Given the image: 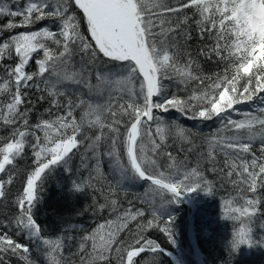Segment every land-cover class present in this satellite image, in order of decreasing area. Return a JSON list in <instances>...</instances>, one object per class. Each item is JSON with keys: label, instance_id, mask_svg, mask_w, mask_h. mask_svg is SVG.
<instances>
[{"label": "snow or ice", "instance_id": "obj_1", "mask_svg": "<svg viewBox=\"0 0 264 264\" xmlns=\"http://www.w3.org/2000/svg\"><path fill=\"white\" fill-rule=\"evenodd\" d=\"M203 3L23 0L21 6V0H11L16 5L13 9L0 0V17H20L18 22L9 19L0 34L44 20L57 25L55 30L44 26L0 41V97H4L0 124L11 128L10 135L0 141V176L6 177L0 178V202L9 199L17 161L26 150L32 154L23 188L11 200L16 215L4 227L26 239L38 238L36 250L46 264H76L73 257H78L79 264H136L135 258L143 253L158 254L163 249L144 233L159 228L174 244L175 217L165 220L160 210L197 190L216 195L218 188H227L222 210L223 218L234 225L233 249L258 243L253 239L257 221L264 228V79H249L237 88V71L222 39L223 30L206 14ZM189 9L198 16L197 35L211 41L198 55L224 63L222 72L204 73L188 50ZM8 60L15 63L6 64ZM30 63L36 65L35 72L27 70ZM101 64L115 67L101 68ZM32 89L46 94L38 97L40 101L50 100L45 110L49 118L35 124L29 123L35 107L29 97ZM170 89L189 95L181 97ZM241 104L248 108L237 107ZM170 110L189 120L217 124L197 145L190 129L165 119ZM92 129L96 134L90 136ZM169 140L179 142L183 157L169 150ZM77 154L81 168L88 172L86 178L74 181L77 191L106 180L101 165L103 157L109 159L112 175L118 178L115 187L108 185L105 202L97 211L107 210L110 218L78 238L71 231L46 237L34 216L44 179L55 165L69 168ZM218 157H223L222 164ZM208 171L218 179L210 180ZM131 182L145 185L137 199L146 208L135 207L131 201L123 207L113 198L118 191L126 194L125 185ZM145 215L151 219L144 222ZM133 223L136 235L131 242L121 241V234L130 232ZM73 239L77 243L69 252L67 242ZM10 256L35 264L29 246L5 231L0 234V264H8Z\"/></svg>", "mask_w": 264, "mask_h": 264}, {"label": "trees", "instance_id": "obj_2", "mask_svg": "<svg viewBox=\"0 0 264 264\" xmlns=\"http://www.w3.org/2000/svg\"><path fill=\"white\" fill-rule=\"evenodd\" d=\"M7 2L10 6L15 9L16 5L11 4V0H2ZM21 6H23V0H21ZM202 7L205 8L206 14L213 20L218 29L223 30L222 39L227 43V52L229 53V59L233 62V67L237 71V88L244 85L245 81L251 79L255 82L257 79H264V55L258 58L251 66L249 72L245 73L242 68L248 64L249 61L253 60L251 54V48L256 44V39L242 49L239 48V44L243 43L244 29L241 30V19L239 16V10L236 8V4L232 0H204ZM187 15L191 17L188 24V29L191 31V40L188 41V50L192 53L200 63L202 70L206 74H212L222 72L225 64L218 62L215 57L211 60H206L203 56H199L198 53L200 48L206 44H210L211 41L208 39H201L197 35V27L195 20L198 16L193 15L192 10H187ZM9 19L19 21L20 17L9 18L0 17V27H3ZM44 26H48L55 30L57 25L54 21L44 20L40 21L30 28H16L12 31H4L0 34V41L7 39L9 36L23 32V31H35ZM81 29L86 31V24L81 20ZM39 58V57H34ZM79 60V57L75 58ZM6 64H14L15 60L5 61ZM101 68L107 67L109 69L115 67L112 64H101ZM29 72L36 71V65L30 63L27 69ZM0 76H3V69H0ZM171 91H177L170 89ZM177 94L181 97H186L189 92L182 89L177 91ZM46 95L43 92L32 89L29 91V97L35 106L30 113V124H35L39 119H48V113L45 111L50 107V100L46 98L43 101L38 99L39 96ZM4 97H0L3 99ZM63 100V98H61ZM26 107H32V105H26ZM62 111V110H61ZM55 113V109L53 110ZM79 118L80 110L75 113ZM165 119L169 122H176L186 128L190 129L194 133V142L199 145L203 139L204 133L211 132L217 122H204L201 123L199 120H189L183 117L179 112L170 110L164 114ZM236 119L241 117L236 116ZM124 129L121 127V132ZM11 133V128L5 127L0 124V141L7 138ZM96 130L92 129L89 131V135H95ZM169 150L176 152L181 157L184 153L179 152V142L173 143L169 140ZM187 146V145H185ZM258 147V144H257ZM199 150V149H198ZM121 156H123V150L121 149ZM191 159V157H189ZM221 164L223 157H218ZM81 157L79 154L73 157L71 165L66 168L63 163L53 166L48 174L46 175L42 190L39 194V199L34 208V216L39 224L42 233L46 237L57 238L64 235L66 232L71 231L72 235L76 238L78 236L87 234L93 230L99 223L104 222L110 218V214L107 210L100 213L97 211L98 205L104 203V196L107 194L108 185L111 184L115 187V180L118 178L112 175V169L110 167V161L107 157L102 158V169L106 174V180L95 184L94 188H89L83 191H77L74 187V181L81 178H86L88 172L80 166ZM94 165V161L92 162ZM206 169L209 165H205ZM32 168V154L26 150L25 155L22 159L17 161V168L15 169L14 183L10 189L8 201L0 202V234L7 231V234L14 240L21 244L28 245L30 248L31 259L35 264H46L44 256L36 249L40 247L39 239H26L24 235H16L15 230L8 228L5 229L4 225L8 223L10 217L16 215V209L11 204L13 196L18 193L24 185L26 174ZM79 170V171H77ZM210 180H217L218 178L211 173L207 172ZM0 178H6L0 176ZM128 188V192L125 194L123 191H118L117 196L113 197L119 200L120 205L128 207L129 201H131L135 207H144L137 197L144 193L145 185L142 182H131L125 185ZM194 196L195 199L201 203L202 213L197 216L196 219V238L197 244L205 257L208 264H264V228H260L259 221L255 226L253 232V239L257 241L254 246L249 247L247 245H241L238 251L232 247V240L234 238V225L231 221L223 218L222 210V197L228 195L227 188L225 190L216 191V195H207L202 190L187 193ZM264 207V205H262ZM160 215L167 220L170 217H175L173 224V239L175 243H171L159 228H151L144 233L147 239L156 241L161 248L168 249L180 256H184L186 264H194L193 253L187 237L188 229V212L182 205V201L178 204H171L166 208L160 210ZM151 219L150 215H145L143 221L146 222ZM164 225L161 222L160 227ZM130 232L121 234L120 240L125 242H131L133 237L136 235L135 223L130 224ZM85 230L84 232H81ZM67 251H74L77 239L68 241ZM186 252V253H185ZM8 264H25V262L16 256L7 257ZM76 260V264H79L78 257H73ZM136 264H174L169 254L159 252L158 254L152 255L149 253H143L140 257L135 258ZM115 264V261H113Z\"/></svg>", "mask_w": 264, "mask_h": 264}, {"label": "rangeland", "instance_id": "obj_3", "mask_svg": "<svg viewBox=\"0 0 264 264\" xmlns=\"http://www.w3.org/2000/svg\"><path fill=\"white\" fill-rule=\"evenodd\" d=\"M232 2L236 4L237 10H239L240 27L241 30L244 29L245 34L243 43L239 44V48H244L246 44L256 39V44L251 48V54L255 58L253 61H256L264 55V50L258 54L256 53L257 46L264 38V0H232ZM250 69L251 65H245L242 71L247 73ZM182 257L184 260L183 255Z\"/></svg>", "mask_w": 264, "mask_h": 264}, {"label": "water", "instance_id": "obj_4", "mask_svg": "<svg viewBox=\"0 0 264 264\" xmlns=\"http://www.w3.org/2000/svg\"><path fill=\"white\" fill-rule=\"evenodd\" d=\"M183 201L184 207L188 210H190L189 216H188V229H187V237L189 240V244L191 247V250L193 252V256L195 259L196 264H208L204 258V255L200 252L198 244H197V239H196V233H195V224H196V216L199 213V208L197 207L196 203L193 201L192 198L183 195L180 198ZM163 253L169 254L175 264H180V257L179 255L175 254L174 252L162 248Z\"/></svg>", "mask_w": 264, "mask_h": 264}, {"label": "bare ground", "instance_id": "obj_5", "mask_svg": "<svg viewBox=\"0 0 264 264\" xmlns=\"http://www.w3.org/2000/svg\"><path fill=\"white\" fill-rule=\"evenodd\" d=\"M262 50H264V38L261 40L260 44L257 46V48H256V53L258 54V53H260ZM199 250H200V248H199ZM200 252H201V250H200ZM201 253H202V252H201ZM172 260H173V258H172ZM173 263H174V260H173ZM174 264H175V263H174ZM180 264H186V263H185L184 260L180 259ZM194 264H196L195 259H194Z\"/></svg>", "mask_w": 264, "mask_h": 264}, {"label": "clouds", "instance_id": "obj_6", "mask_svg": "<svg viewBox=\"0 0 264 264\" xmlns=\"http://www.w3.org/2000/svg\"><path fill=\"white\" fill-rule=\"evenodd\" d=\"M251 10V9H250Z\"/></svg>", "mask_w": 264, "mask_h": 264}]
</instances>
